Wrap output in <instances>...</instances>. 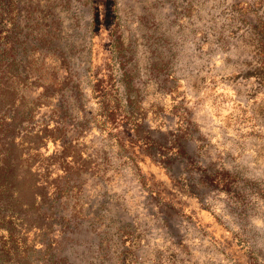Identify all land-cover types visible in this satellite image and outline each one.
Returning <instances> with one entry per match:
<instances>
[{
    "label": "rangeland",
    "instance_id": "1",
    "mask_svg": "<svg viewBox=\"0 0 264 264\" xmlns=\"http://www.w3.org/2000/svg\"><path fill=\"white\" fill-rule=\"evenodd\" d=\"M3 164L8 264H264V0H0Z\"/></svg>",
    "mask_w": 264,
    "mask_h": 264
},
{
    "label": "trees",
    "instance_id": "2",
    "mask_svg": "<svg viewBox=\"0 0 264 264\" xmlns=\"http://www.w3.org/2000/svg\"><path fill=\"white\" fill-rule=\"evenodd\" d=\"M263 63V62H262ZM262 68H259L258 71H261ZM9 170V165H2L0 167V180H2L3 182L9 184L10 182L8 181L6 172ZM9 263V259H8V255L5 253H0V264H8Z\"/></svg>",
    "mask_w": 264,
    "mask_h": 264
}]
</instances>
